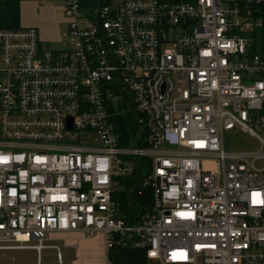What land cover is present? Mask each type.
Instances as JSON below:
<instances>
[{"label":"built area","instance_id":"built-area-1","mask_svg":"<svg viewBox=\"0 0 264 264\" xmlns=\"http://www.w3.org/2000/svg\"><path fill=\"white\" fill-rule=\"evenodd\" d=\"M62 4L56 48L34 27L0 30V252L101 233L110 264L116 248L264 264V0ZM123 101L141 147L119 145ZM238 134L258 149L229 147ZM138 160L152 205L131 217L112 196Z\"/></svg>","mask_w":264,"mask_h":264},{"label":"crops","instance_id":"crops-1","mask_svg":"<svg viewBox=\"0 0 264 264\" xmlns=\"http://www.w3.org/2000/svg\"><path fill=\"white\" fill-rule=\"evenodd\" d=\"M25 1L20 4V27H34L38 30L43 45L52 46L61 42L65 33L58 16L54 0ZM64 33V34H63ZM44 248L6 252H29L35 254V264H110L107 260L104 236L96 234L85 239L81 233L51 232L43 242Z\"/></svg>","mask_w":264,"mask_h":264},{"label":"trees","instance_id":"trees-1","mask_svg":"<svg viewBox=\"0 0 264 264\" xmlns=\"http://www.w3.org/2000/svg\"><path fill=\"white\" fill-rule=\"evenodd\" d=\"M37 0H0V30H17L20 28V4ZM102 4V2H101ZM122 147H141L144 143V130L137 123V115L131 111L128 103L123 101L115 110L111 121ZM138 170L133 178L120 179L119 188L115 190L112 200L118 203L119 210L126 216H139L151 208L152 195L149 190L141 188L139 178L146 172L148 162L138 160ZM135 221V217L133 218ZM112 264H149L144 249H114L109 252Z\"/></svg>","mask_w":264,"mask_h":264},{"label":"rangeland","instance_id":"rangeland-1","mask_svg":"<svg viewBox=\"0 0 264 264\" xmlns=\"http://www.w3.org/2000/svg\"><path fill=\"white\" fill-rule=\"evenodd\" d=\"M63 0H54L52 4L55 5L58 16L63 19L62 28L66 35L67 32V21L64 16ZM45 5V1L41 2ZM63 33V34H64ZM64 35V36H65ZM64 40V37L61 41ZM59 43L52 45L51 47H58ZM226 142L229 147H235V149H245L249 151H256L258 149V143L255 139L251 138L246 134H238L234 137H227ZM227 145V146H228ZM0 264H35V254L29 252H0ZM55 264V263H52ZM152 264V263H149Z\"/></svg>","mask_w":264,"mask_h":264},{"label":"water","instance_id":"water-1","mask_svg":"<svg viewBox=\"0 0 264 264\" xmlns=\"http://www.w3.org/2000/svg\"><path fill=\"white\" fill-rule=\"evenodd\" d=\"M133 110V108H131Z\"/></svg>","mask_w":264,"mask_h":264}]
</instances>
